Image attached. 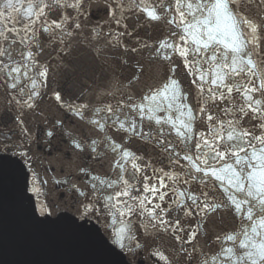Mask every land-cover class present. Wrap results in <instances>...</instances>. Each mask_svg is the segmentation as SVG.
Returning a JSON list of instances; mask_svg holds the SVG:
<instances>
[{
    "label": "snow or ice",
    "instance_id": "1",
    "mask_svg": "<svg viewBox=\"0 0 264 264\" xmlns=\"http://www.w3.org/2000/svg\"><path fill=\"white\" fill-rule=\"evenodd\" d=\"M35 7L40 28L33 26L28 48H18L23 42L8 33L0 49V122L11 114L15 125L8 130L0 123V167L9 158L20 164L34 218L68 215L77 225L95 226L116 251L143 264H264V0H71L67 6L43 0ZM85 27L95 40L87 52L97 64L105 67L114 50L120 66H129V53L142 59L147 53L148 63L162 67L163 75L137 94L135 85L145 73L138 61L139 75L134 71L124 83L103 74L92 99H85L87 86L69 100L54 91V106L76 126L45 116L42 132L29 127L26 117L39 109L37 85L46 86L52 71L39 59L45 43L64 29L72 35L73 28ZM150 30L161 35L142 41L141 33ZM125 36H135L136 44L129 47ZM62 42L63 37L53 47ZM64 47L61 66L73 68L66 57L75 50ZM188 77L196 85L194 97L183 87ZM125 86L127 99L121 95L114 107L107 97L114 99ZM56 136L78 166L57 168L33 154L34 145H43L50 155ZM139 143L141 150L134 147ZM149 146L162 150L173 167L172 173L164 170L171 184L155 176L156 168L155 184L143 171L140 151ZM105 161L114 178L95 174L92 164ZM141 172L148 181L142 194L133 183ZM225 216L238 219L239 229L216 233V249L206 250L199 241L203 237L206 245L211 239L208 223Z\"/></svg>",
    "mask_w": 264,
    "mask_h": 264
},
{
    "label": "water",
    "instance_id": "2",
    "mask_svg": "<svg viewBox=\"0 0 264 264\" xmlns=\"http://www.w3.org/2000/svg\"><path fill=\"white\" fill-rule=\"evenodd\" d=\"M48 2L67 6L71 0H48ZM173 2L175 3V0ZM8 4L11 7H7L6 5ZM42 4L43 0H0V49L4 48V41L9 38L8 33H11L15 40L23 42L17 45L18 48H28L33 36L36 34L33 32V26H35L37 32L40 28L39 9L35 6H42ZM240 11L248 12L250 15L253 14V10L245 7H242ZM95 16L98 20L104 19L102 12L95 13ZM73 23L83 22L74 18ZM163 31H166V29H163ZM66 32L67 29H64L51 42L45 43L44 53L39 57L40 61L51 66L52 71L47 79L46 86L37 85L38 90L41 91V98L38 101L39 109L35 115L30 114L26 117L29 127L33 129L39 127L42 132L45 123H47L44 120L45 116L47 120L53 122L57 119H63L65 125L76 126L77 121L73 120L70 114L62 110L58 111L57 107L54 106L57 104L53 96L54 91H61L65 99L69 100L72 97H76L81 88L87 86L90 91L84 94L85 99H92L93 93L102 83L100 77L103 74H107L114 83L117 81L124 83L123 77L132 76L134 71L139 75V70L134 67L139 61L145 73L141 77L140 82L135 85V91L137 94H142L141 90L144 85L154 83L164 73V69L159 65H150L148 63L147 53H145L143 59L139 53H129V66H120L117 64L119 57L114 50L107 57L109 60L108 64L102 67L101 64H97L88 55L87 49L92 48L95 40L88 33L87 27L80 31L73 28L72 35H65L64 33ZM29 33H32V36ZM160 35V30H150L146 35L141 33L140 39L142 41L155 42ZM61 37H63V42L57 48H54L53 44L60 40ZM149 37H152L151 41H149ZM123 39L129 47L136 44L135 36H125ZM65 43L68 44V48L75 50L72 55L66 57L73 65L75 71L73 68L66 69L61 66L60 53L68 51L64 47ZM9 47H11V43ZM113 72H115V76H112ZM177 72L182 74L181 79L183 80L184 69L182 62H177ZM28 75L33 76V78L36 77V74L31 70H29ZM0 79H2V76H0ZM191 79V77H188L183 83V87L186 90L191 89L194 97L197 89ZM26 83L30 87V82ZM112 91L116 93L115 89ZM127 91L128 89L125 86L124 89L115 95L114 99L111 94L107 99L115 107L120 100V96L125 95ZM0 92H3V87H0ZM125 99H127L126 95ZM2 102L3 97L0 96V103ZM78 102V100H73V103ZM93 103H96L95 99H93ZM156 103H159V99ZM191 103L195 104L196 100L192 99ZM165 106H167V101H165ZM176 115L178 116L179 113H176ZM10 116L11 114L9 116L5 114L4 120L0 122L8 126V130L15 127ZM246 126L250 127V124L246 123ZM197 127L198 130H201L199 126ZM50 143L52 148L50 155L44 153L43 145L38 148L34 145L33 154L38 155L41 160L53 163L57 168L64 167L67 169L69 166L75 167L79 165L80 161L72 157L71 153L66 152V145L60 136L54 137ZM134 147L137 150H141L143 149V143L136 144ZM140 154L145 157L141 167L143 171L147 172L148 177L152 178L151 183L155 184L158 182L155 176L164 179L168 184L172 183L166 179L164 170L166 169L167 173H172L174 169L164 157L162 150L153 151L152 147L149 146L147 149L140 151ZM148 164L151 167H145ZM92 167L95 169V174L101 178H114L113 173L109 170L107 161L93 163ZM128 168L131 171L130 164ZM152 168L158 170L155 176ZM0 176H2V179H0V264H143L139 257L133 259L127 253L120 254L116 251L107 242V235H102L95 226L77 225L71 216L63 215L56 220H36L32 214L29 200L24 193L23 172L18 162L11 160V158L5 160L2 167H0ZM146 182L148 181L144 180L143 172L137 173V180L133 181V183L139 185L137 193L142 194L143 183ZM193 188L196 189V194L199 195V185L194 184ZM121 199H126V197ZM156 202L159 203V201ZM207 228L211 239L205 245L202 237L199 243L206 250L216 249L215 234L220 233L222 235L224 232L231 233L233 230H238L239 220H234L231 216L217 217L214 221L208 223ZM165 242H167V237H165ZM226 243L227 246H231L230 242ZM242 253L243 250H239L237 254ZM211 254L212 252L210 251L209 255Z\"/></svg>",
    "mask_w": 264,
    "mask_h": 264
}]
</instances>
